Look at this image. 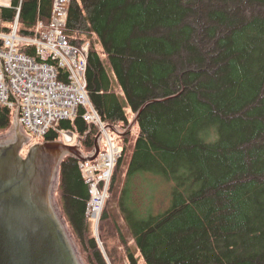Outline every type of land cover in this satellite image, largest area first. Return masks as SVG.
Segmentation results:
<instances>
[{"label": "trees", "instance_id": "trees-1", "mask_svg": "<svg viewBox=\"0 0 264 264\" xmlns=\"http://www.w3.org/2000/svg\"><path fill=\"white\" fill-rule=\"evenodd\" d=\"M16 5L0 7L1 32ZM52 5L24 0L20 36L48 24ZM63 35L89 45L91 102L124 148L99 221L104 250L80 161L61 165L57 205L86 263L142 264L118 222L127 213L145 264H264V0H72ZM124 103L140 125L135 145ZM11 126L0 105V134ZM61 129L81 131L82 148L94 152L98 128L78 118ZM146 172L175 183L174 202L138 218L129 185Z\"/></svg>", "mask_w": 264, "mask_h": 264}, {"label": "built area", "instance_id": "built-area-1", "mask_svg": "<svg viewBox=\"0 0 264 264\" xmlns=\"http://www.w3.org/2000/svg\"><path fill=\"white\" fill-rule=\"evenodd\" d=\"M14 1L16 16L10 30L0 31V105L15 111L23 130L37 140L60 135L71 143L72 135L62 130L61 124L78 118L100 130L107 151L94 162L79 165L90 194L87 214L99 221L124 148L114 144L91 102L89 45L79 48L67 43L63 35L72 0H53L49 23L38 20L32 36L19 34L24 0L0 2V7L12 8Z\"/></svg>", "mask_w": 264, "mask_h": 264}, {"label": "water", "instance_id": "water-1", "mask_svg": "<svg viewBox=\"0 0 264 264\" xmlns=\"http://www.w3.org/2000/svg\"><path fill=\"white\" fill-rule=\"evenodd\" d=\"M17 125L15 119L0 139V264H82L60 224L51 187L66 156L76 154L80 161H89L85 163L97 159L101 135L92 157H81L74 147L58 142L34 145L22 157L24 142L16 134Z\"/></svg>", "mask_w": 264, "mask_h": 264}, {"label": "rangeland", "instance_id": "rangeland-1", "mask_svg": "<svg viewBox=\"0 0 264 264\" xmlns=\"http://www.w3.org/2000/svg\"><path fill=\"white\" fill-rule=\"evenodd\" d=\"M11 1L12 0H0L1 3H9ZM6 25L7 24L1 25V26H6ZM96 44H97V49H98V51L102 57V60L105 64V67H106L108 73L111 74V70L107 66V60L104 58V55L102 54V44L99 43L98 41ZM80 48H82V47H80ZM113 87L116 88V83H115L114 79H113ZM124 105L126 106L125 111H126L128 119L131 123L130 124V126H131L135 122L136 117L134 115V112L129 107H127V105L125 103H124ZM15 116H16L15 111H11L10 117L12 120V125L16 119ZM11 128H12V126H11ZM11 128L9 130L5 131L4 133L0 134V139L3 138L5 136V134L11 130ZM131 129H132L131 142L133 143V145H135L137 142L139 132H140L139 123H135ZM67 132H68V134H71L73 137V141L71 142V144H67V142L64 139L65 138L64 136H60L56 142L64 144L66 146H73V147L75 145H77V143H79V144L81 143V140L79 141L78 139H76V137L78 136V133H76V131L69 129V130H67ZM108 132H109V136L113 140L114 144L119 145L120 141H118L117 135L113 132H110V131H108ZM26 135L31 138V140L33 141L32 143L34 145L42 143V141L44 142V140H45V139L44 140H37V139H34L30 134H26ZM29 141L26 143L27 148H23V154L27 155L28 154L27 151L30 150V148L32 147V146H30V147L28 146ZM99 144L101 146H105L106 141L102 138L100 140ZM91 154L92 153H90V154L86 153V155L83 154V156L81 155V157H87ZM67 157H74V156H67ZM76 159H78V158H76ZM60 174H61V168H59V169L57 168L56 178H55V181L51 187L52 203H53L55 211L58 215L60 224L64 228L65 233L68 234L69 236H71L72 244L74 245L82 264H87L86 260L84 259L83 255H82V252L80 250V245H78L76 235L74 234L73 229L70 226L68 219L64 216L62 210H60L59 206L57 205L56 195L58 194V187H59L60 181H61ZM174 187H175L174 182L167 181L163 177L156 176L152 173L146 172V173L140 174L138 176L136 175L130 181V185H129V191H130L129 197H130V199L127 200V203H126L127 208H128V206L133 207V210L135 211V214L138 218L141 216V212L144 211L145 209H147V207L150 205L156 208V215L157 214L162 215L165 212H167L173 205ZM108 195H109V197L106 199V201L110 198V191H109ZM106 201H105V203H106ZM115 213H117V212H115ZM122 216H123V214H122ZM122 218L119 217V215H118V219H119L118 222H119V224L123 230V235L132 244L133 250H135L137 256L139 257V259L141 261V263L145 264L143 261V258L141 257L140 253L138 252L136 246L132 242L131 225L128 222L127 213L126 214L124 213V218L123 219ZM92 221L93 222L91 223V227H92V231L94 233V236L96 237V242L99 245V247L102 250H104L103 244L101 242L100 234H99V228H100L99 221H97L96 218L92 219Z\"/></svg>", "mask_w": 264, "mask_h": 264}, {"label": "crops", "instance_id": "crops-1", "mask_svg": "<svg viewBox=\"0 0 264 264\" xmlns=\"http://www.w3.org/2000/svg\"><path fill=\"white\" fill-rule=\"evenodd\" d=\"M69 130V129H68ZM76 131V133H78V136L76 137V139H78L79 141L81 140V142H82V133H81V131H79V130H75ZM84 136H85V134H84ZM75 138V137H74ZM84 138V137H83ZM57 140H55V141H53V142H56ZM48 142H52V141H48ZM100 142V141H99ZM67 144H71V143H67ZM100 145V144H99ZM70 147H73V146H70ZM74 148L79 152V154H80V156L82 155L83 156V154L84 155H86V152H85V150H84V148H82V147H80V144L79 143H77V145H75L74 146ZM100 149H101V153H104V152H106L107 151V144L105 145V146H101L100 145Z\"/></svg>", "mask_w": 264, "mask_h": 264}, {"label": "flooded vegetation", "instance_id": "flooded-vegetation-1", "mask_svg": "<svg viewBox=\"0 0 264 264\" xmlns=\"http://www.w3.org/2000/svg\"><path fill=\"white\" fill-rule=\"evenodd\" d=\"M16 134H17V136L24 142V144H23V146H22V150H21V156L22 157H26V154H23V147L24 148H27L26 146V144H25V142H26V140H27V135H26V133H25V131L23 130V128L21 127V126H19V125H17V128H16ZM26 136V137H25ZM32 144H30L29 143V147L31 146ZM29 151V150H28ZM28 151H27V153H28ZM76 154H73V156H75ZM67 157V156H66Z\"/></svg>", "mask_w": 264, "mask_h": 264}]
</instances>
